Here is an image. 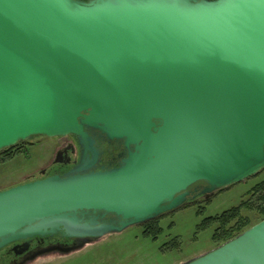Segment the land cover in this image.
Instances as JSON below:
<instances>
[{
  "label": "water",
  "instance_id": "1",
  "mask_svg": "<svg viewBox=\"0 0 264 264\" xmlns=\"http://www.w3.org/2000/svg\"><path fill=\"white\" fill-rule=\"evenodd\" d=\"M64 136L71 169L0 190V250L121 232L257 174L264 0H0V151ZM182 264H264V219Z\"/></svg>",
  "mask_w": 264,
  "mask_h": 264
},
{
  "label": "rangeland",
  "instance_id": "2",
  "mask_svg": "<svg viewBox=\"0 0 264 264\" xmlns=\"http://www.w3.org/2000/svg\"><path fill=\"white\" fill-rule=\"evenodd\" d=\"M40 141L39 145L32 148L29 147L30 145L25 146L26 150L31 154L35 153L36 157L40 153L51 156L54 155L57 147L70 141V137H46ZM21 148H14L11 152L13 155L8 161H0V190L33 177L37 169L47 161V158L36 162L33 157L28 159L23 156L15 157L14 154ZM262 181H264V168L243 181L216 191L208 200L187 204L164 213L149 221L152 225L149 228L147 224L150 223L147 222L130 226L121 232L110 233L100 241L96 249L104 252V255H111L109 259L112 260V264L185 263L218 246L212 237L217 224L199 228L203 220L220 215L237 206L241 200L248 199L250 189ZM241 214L251 220V225L261 219L256 210L243 209ZM153 226L159 227L160 231H155ZM85 251L65 260L47 259L40 264H89L92 255ZM97 264H101L100 259L97 260Z\"/></svg>",
  "mask_w": 264,
  "mask_h": 264
},
{
  "label": "flooded vegetation",
  "instance_id": "3",
  "mask_svg": "<svg viewBox=\"0 0 264 264\" xmlns=\"http://www.w3.org/2000/svg\"><path fill=\"white\" fill-rule=\"evenodd\" d=\"M67 137H70V141L64 142L57 147L54 155H49L50 157L44 153H40V155L36 157L37 155H35V153L31 154L25 148V146L28 145H30V148L39 145L41 142L40 139L46 137H36L29 141L17 144V149L22 148L18 153L14 154L15 157L23 156L27 159L33 157L36 162H39V159L43 160L44 158H47L45 164L37 169L31 180L42 178L49 174H63L73 167L79 155V148L74 137ZM100 149L103 152V164H116L117 161L115 159L118 153L121 152V146L115 143L104 142L100 144ZM202 187V184H197L192 187L191 197H195L189 200L188 204L208 200L213 195H198V192ZM106 236L108 235L100 238H89L87 240L69 238L61 235L32 237L3 247L0 250V264H40L47 259L60 261L65 260L72 255H76L83 250H86L85 252H89L92 255L89 264H97L98 259H100L101 264H112V260L109 259L111 255H104V252H100L96 249L99 247L101 243L100 241Z\"/></svg>",
  "mask_w": 264,
  "mask_h": 264
},
{
  "label": "trees",
  "instance_id": "4",
  "mask_svg": "<svg viewBox=\"0 0 264 264\" xmlns=\"http://www.w3.org/2000/svg\"><path fill=\"white\" fill-rule=\"evenodd\" d=\"M14 148H17V145L0 151V158H2L0 161H8L13 155L11 152ZM31 179L32 177L27 180ZM248 194V199L241 200L237 206L224 211L220 215L204 219L199 228H205L213 223L217 224L212 237L219 245L251 226V220L241 214L243 209L256 210L261 216L260 220L264 219V181L254 185ZM151 226V223L147 224L148 228ZM152 228L157 232L160 231L159 227L153 226Z\"/></svg>",
  "mask_w": 264,
  "mask_h": 264
}]
</instances>
